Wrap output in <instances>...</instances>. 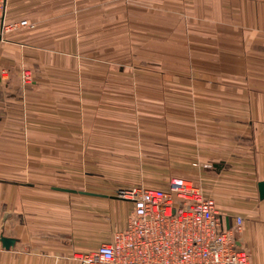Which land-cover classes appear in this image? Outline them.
Instances as JSON below:
<instances>
[{
    "label": "rangeland",
    "instance_id": "374dc122",
    "mask_svg": "<svg viewBox=\"0 0 264 264\" xmlns=\"http://www.w3.org/2000/svg\"><path fill=\"white\" fill-rule=\"evenodd\" d=\"M71 7L66 45H35V66L20 69L23 82H44L35 107L53 110L55 126L45 136L72 141L59 147L64 174L55 183L116 195L119 186L165 187L175 177L198 182L197 172L212 166L209 153L225 150L214 145L224 136L214 128L223 130L231 101L214 73L211 55L223 51V34L208 0H72Z\"/></svg>",
    "mask_w": 264,
    "mask_h": 264
},
{
    "label": "crops",
    "instance_id": "0c3cea01",
    "mask_svg": "<svg viewBox=\"0 0 264 264\" xmlns=\"http://www.w3.org/2000/svg\"><path fill=\"white\" fill-rule=\"evenodd\" d=\"M71 1L4 0L6 23L26 18L29 26L6 31L0 44V264H79L73 253L97 248L127 226L130 201L55 183L62 173L59 147L72 141L45 136L55 126L53 110L35 107V90L44 82L21 79L23 63L35 66V45H66ZM208 11L223 34V51L211 55L214 73L223 76L224 97L231 101L223 106V130L214 128L224 135L214 145L223 143L225 150L209 153L212 166L200 169L198 180L227 227L237 215L244 217L239 246L264 264V198L258 189L264 181V0H208ZM69 49L68 40L60 52ZM2 233L16 238L9 249Z\"/></svg>",
    "mask_w": 264,
    "mask_h": 264
},
{
    "label": "built area",
    "instance_id": "2783aa9c",
    "mask_svg": "<svg viewBox=\"0 0 264 264\" xmlns=\"http://www.w3.org/2000/svg\"><path fill=\"white\" fill-rule=\"evenodd\" d=\"M26 26V18L6 23L0 0V44L6 31ZM116 196L132 205L126 228L97 248L73 253L79 264H263L239 246L244 217L227 227L199 181L175 177L165 187L119 186Z\"/></svg>",
    "mask_w": 264,
    "mask_h": 264
},
{
    "label": "water",
    "instance_id": "95a60500",
    "mask_svg": "<svg viewBox=\"0 0 264 264\" xmlns=\"http://www.w3.org/2000/svg\"><path fill=\"white\" fill-rule=\"evenodd\" d=\"M65 190H69V191H75L74 189H66ZM258 189H259V194L261 198H264V181H259L258 183ZM82 192H86V191H82ZM1 241L3 243V246L6 248H10L11 246H13L16 242V238L15 237H10V236H6L2 233L1 235Z\"/></svg>",
    "mask_w": 264,
    "mask_h": 264
}]
</instances>
